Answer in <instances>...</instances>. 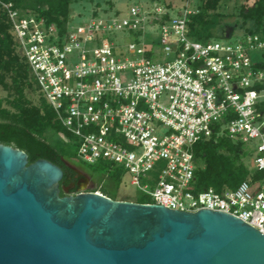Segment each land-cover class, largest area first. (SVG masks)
<instances>
[{
	"label": "built area",
	"instance_id": "1",
	"mask_svg": "<svg viewBox=\"0 0 264 264\" xmlns=\"http://www.w3.org/2000/svg\"><path fill=\"white\" fill-rule=\"evenodd\" d=\"M14 6L0 0L39 94L77 140L76 160L121 169L150 204L228 213L264 234V71L252 59L262 36L198 41L188 34L195 11L160 3L92 15L62 35ZM216 136L245 146L263 177L197 192L194 147Z\"/></svg>",
	"mask_w": 264,
	"mask_h": 264
},
{
	"label": "water",
	"instance_id": "2",
	"mask_svg": "<svg viewBox=\"0 0 264 264\" xmlns=\"http://www.w3.org/2000/svg\"><path fill=\"white\" fill-rule=\"evenodd\" d=\"M0 144V264H264V234L233 215L182 212L83 191Z\"/></svg>",
	"mask_w": 264,
	"mask_h": 264
},
{
	"label": "trees",
	"instance_id": "3",
	"mask_svg": "<svg viewBox=\"0 0 264 264\" xmlns=\"http://www.w3.org/2000/svg\"><path fill=\"white\" fill-rule=\"evenodd\" d=\"M12 2L17 9L32 11L44 18L48 25H56L62 35L66 34L70 23L71 4L74 0H2ZM222 0H199V5L194 14L189 16V33L198 41L223 40L225 26L222 27L223 13L219 12ZM172 8V4H167ZM118 14V13H116ZM98 14L95 13L94 16ZM239 16L243 20L241 29L244 34L260 35L264 38V0H244L239 7ZM221 30L223 35L218 37L215 31ZM254 67L264 71V62H254ZM264 89V83L259 86ZM0 89L8 93L7 98L0 96V144L18 148L28 154L29 163L36 160H48L64 171L61 181V196L77 194V191L67 192L75 184L76 173L74 163L78 162V143L57 121L55 113L42 96L39 104H34L28 99L27 91L39 89L35 84L30 67L21 57L16 48V43L11 33V23L5 11L0 7ZM64 135L67 142L54 143L47 138V133ZM64 146L71 149L67 154ZM195 154V189L197 192L213 187L217 191L223 189H237L251 176L257 180L263 177L255 173L245 159L251 158L252 153L245 146L238 144L226 136H216L209 140L200 141L194 147ZM68 158V159H67ZM115 178L121 180L124 172L107 162L95 165ZM89 167V166H88ZM89 169H92L89 167ZM93 170V169H92ZM104 186L94 189L105 196L118 200L117 196L104 190ZM148 197L141 204H150Z\"/></svg>",
	"mask_w": 264,
	"mask_h": 264
},
{
	"label": "rangeland",
	"instance_id": "4",
	"mask_svg": "<svg viewBox=\"0 0 264 264\" xmlns=\"http://www.w3.org/2000/svg\"><path fill=\"white\" fill-rule=\"evenodd\" d=\"M244 0H222L219 8V12L224 15L222 20V27L226 28L224 35L230 38L223 39V41H233L238 37L244 35V29L240 26L243 20L239 16V7ZM199 0H74L71 4V25H78L79 23L88 20L92 15L97 13L103 17L113 16L118 13L122 17L128 15L130 9L134 6L140 7L144 10L151 8L154 4H172V14L177 15L184 11L186 7L191 10L196 11L199 5ZM221 30L215 31V35L221 37L223 35ZM156 35V34H155ZM112 36V40L118 42H131L133 36L127 32H116ZM158 39V37H157ZM254 62H264V53H254L252 55ZM8 93L3 89H0V96L4 99L7 98ZM28 99L34 104H39V93L36 91H27ZM47 138L52 140L54 143L57 142H67L65 136L57 135L49 131L47 133ZM71 149L69 146H64V151L67 154ZM68 159V158H67ZM78 162H80L78 160ZM245 162L250 168L254 169L253 156L251 158H246ZM74 168H84L91 175V184L95 189L104 186V190L117 196L118 200L140 202L146 201L148 196L142 192L137 187L131 184V178L128 174H124L121 180L114 177L112 173H108L103 169L90 166L86 164L87 167H82L81 163L72 164ZM92 169H89V167Z\"/></svg>",
	"mask_w": 264,
	"mask_h": 264
},
{
	"label": "flooded vegetation",
	"instance_id": "5",
	"mask_svg": "<svg viewBox=\"0 0 264 264\" xmlns=\"http://www.w3.org/2000/svg\"><path fill=\"white\" fill-rule=\"evenodd\" d=\"M76 176L75 184H72L67 190V192L77 191L78 193L83 191H93L95 188L91 184L92 177L84 168H74ZM77 193V194H78Z\"/></svg>",
	"mask_w": 264,
	"mask_h": 264
}]
</instances>
